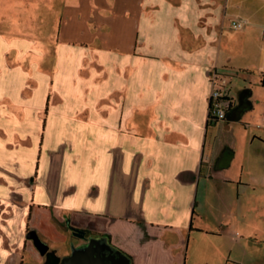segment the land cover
Segmentation results:
<instances>
[{
  "label": "crops",
  "instance_id": "obj_1",
  "mask_svg": "<svg viewBox=\"0 0 264 264\" xmlns=\"http://www.w3.org/2000/svg\"><path fill=\"white\" fill-rule=\"evenodd\" d=\"M245 196L264 202V0H0V264H43L31 231L69 255L70 227L131 264H228Z\"/></svg>",
  "mask_w": 264,
  "mask_h": 264
},
{
  "label": "rangeland",
  "instance_id": "obj_2",
  "mask_svg": "<svg viewBox=\"0 0 264 264\" xmlns=\"http://www.w3.org/2000/svg\"><path fill=\"white\" fill-rule=\"evenodd\" d=\"M245 197L239 205L242 235L226 241V260L228 264H264V202L256 204Z\"/></svg>",
  "mask_w": 264,
  "mask_h": 264
},
{
  "label": "water",
  "instance_id": "obj_3",
  "mask_svg": "<svg viewBox=\"0 0 264 264\" xmlns=\"http://www.w3.org/2000/svg\"><path fill=\"white\" fill-rule=\"evenodd\" d=\"M72 235L84 241L78 246H72L70 254L59 257L56 252L40 240L31 231L27 235L36 250L45 258L43 264H131L130 259L120 250L113 247L104 237H87L81 229L71 228Z\"/></svg>",
  "mask_w": 264,
  "mask_h": 264
},
{
  "label": "built area",
  "instance_id": "obj_4",
  "mask_svg": "<svg viewBox=\"0 0 264 264\" xmlns=\"http://www.w3.org/2000/svg\"><path fill=\"white\" fill-rule=\"evenodd\" d=\"M231 26L234 29H241L243 27V22L233 20L231 22ZM212 78L214 82L216 78L214 76H212ZM221 84L224 85V82ZM221 98V90L218 87L213 88L209 95L208 106V120L211 123L215 121H223L226 118L227 106L225 107L222 105V101L220 100Z\"/></svg>",
  "mask_w": 264,
  "mask_h": 264
},
{
  "label": "trees",
  "instance_id": "obj_5",
  "mask_svg": "<svg viewBox=\"0 0 264 264\" xmlns=\"http://www.w3.org/2000/svg\"><path fill=\"white\" fill-rule=\"evenodd\" d=\"M222 87V86H221ZM221 101H227L226 103H227V110L228 109H230V107H231V102H230V100L228 99V98H221L220 99Z\"/></svg>",
  "mask_w": 264,
  "mask_h": 264
},
{
  "label": "flooded vegetation",
  "instance_id": "obj_6",
  "mask_svg": "<svg viewBox=\"0 0 264 264\" xmlns=\"http://www.w3.org/2000/svg\"><path fill=\"white\" fill-rule=\"evenodd\" d=\"M75 237V236H74ZM77 238V237H76ZM82 242H84V241H82Z\"/></svg>",
  "mask_w": 264,
  "mask_h": 264
}]
</instances>
